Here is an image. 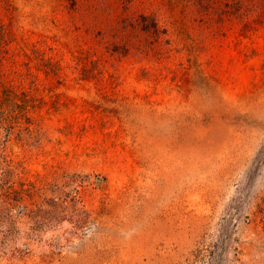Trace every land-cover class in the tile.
I'll list each match as a JSON object with an SVG mask.
<instances>
[{
  "label": "rangeland",
  "instance_id": "374dc122",
  "mask_svg": "<svg viewBox=\"0 0 264 264\" xmlns=\"http://www.w3.org/2000/svg\"><path fill=\"white\" fill-rule=\"evenodd\" d=\"M0 264H264V0H0Z\"/></svg>",
  "mask_w": 264,
  "mask_h": 264
}]
</instances>
